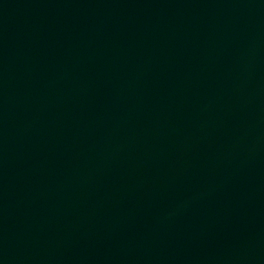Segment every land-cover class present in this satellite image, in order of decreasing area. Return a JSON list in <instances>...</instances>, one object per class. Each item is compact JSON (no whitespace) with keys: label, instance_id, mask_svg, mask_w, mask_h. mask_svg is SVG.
<instances>
[{"label":"water","instance_id":"obj_1","mask_svg":"<svg viewBox=\"0 0 264 264\" xmlns=\"http://www.w3.org/2000/svg\"><path fill=\"white\" fill-rule=\"evenodd\" d=\"M0 264H264V0H0Z\"/></svg>","mask_w":264,"mask_h":264}]
</instances>
